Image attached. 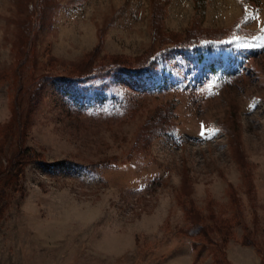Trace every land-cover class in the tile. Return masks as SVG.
<instances>
[{
    "label": "rangeland",
    "instance_id": "374dc122",
    "mask_svg": "<svg viewBox=\"0 0 264 264\" xmlns=\"http://www.w3.org/2000/svg\"><path fill=\"white\" fill-rule=\"evenodd\" d=\"M250 2L244 18L239 0L202 13L195 0H0V159L18 150L19 87L39 153L0 212V264H264V0ZM237 25L255 35L220 53L37 91L41 75L135 63L172 32L234 38ZM168 109L172 133L145 139ZM198 215L206 237L191 235Z\"/></svg>",
    "mask_w": 264,
    "mask_h": 264
},
{
    "label": "trees",
    "instance_id": "16d2710c",
    "mask_svg": "<svg viewBox=\"0 0 264 264\" xmlns=\"http://www.w3.org/2000/svg\"><path fill=\"white\" fill-rule=\"evenodd\" d=\"M239 1L243 5L244 18L249 17L250 15L255 13V6L252 2H250V0ZM195 4L197 13L205 12L206 0H195ZM199 17L201 18L200 15ZM233 30L236 32V36L234 38L229 37L230 29H216L215 31H212L205 28H196L190 31V34L187 37H181L179 33L172 32L167 37V44L169 45L159 47L149 54L135 58V63H130L128 61H122L118 58H114L107 66L100 65L96 68L90 65L91 67L89 71H83L74 75L69 74L65 77L55 76L54 74L41 75L38 79L37 91L42 87L44 83L50 82L52 80H56L58 82H68L72 84L75 82L86 80L85 78H89L92 74H95L96 76H108L112 72L118 71L134 76L147 75V72L151 68L160 67L162 64H164L166 62V56L170 52H175L177 50H188L193 52L194 54L199 55V57H202L205 53H220L222 50L234 45V43H236L237 41V38H249L255 35L254 33L252 34L251 31L241 29L239 25L234 27L232 31ZM47 52L48 49L45 50L46 56H48ZM91 58L93 59V57ZM20 88L22 87H19L17 91L13 109V121L18 124V150L15 151L13 155L6 161H4L2 158L0 159V212H2L4 206L8 201L9 191L19 190L21 180H23L25 177V168L27 163L33 160H37L39 156V153L37 151L24 144L26 131L29 127L28 120L31 116L29 111L26 113V116H24V114L22 113L24 107L23 102L26 99L25 97L27 94H24L25 91H21L22 89ZM37 91L33 92V94L30 95L31 100L34 99ZM171 111V109L165 110L161 113V116H159L158 120H156L157 118H153L151 119V121H149L148 125L151 126V129H149L150 131H147L149 133L145 132V139L149 140L155 135L158 136L162 134L172 133L175 128L172 127L170 121ZM228 131L231 135V147L234 149L236 155L238 156V160L240 161L239 163L243 164L244 156L241 145L238 142L240 134L234 127H229ZM90 169L95 171L96 166H91ZM154 182L152 184H154ZM198 217L199 218H196L192 222L193 227L191 228V235L194 236L195 233L198 234L200 233L199 231H201L204 232V236L206 237V226L202 224V217H200L199 215Z\"/></svg>",
    "mask_w": 264,
    "mask_h": 264
},
{
    "label": "snow or ice",
    "instance_id": "6c2138e0",
    "mask_svg": "<svg viewBox=\"0 0 264 264\" xmlns=\"http://www.w3.org/2000/svg\"><path fill=\"white\" fill-rule=\"evenodd\" d=\"M202 127H203V126H202ZM199 136H200L202 139L206 138V137H205V134H204L203 131H201V132L199 133Z\"/></svg>",
    "mask_w": 264,
    "mask_h": 264
}]
</instances>
